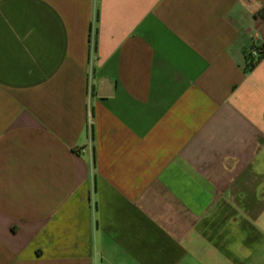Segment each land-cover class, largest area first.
<instances>
[{"label":"crops","instance_id":"0c3cea01","mask_svg":"<svg viewBox=\"0 0 264 264\" xmlns=\"http://www.w3.org/2000/svg\"><path fill=\"white\" fill-rule=\"evenodd\" d=\"M264 0H0V264H264Z\"/></svg>","mask_w":264,"mask_h":264},{"label":"trees","instance_id":"16d2710c","mask_svg":"<svg viewBox=\"0 0 264 264\" xmlns=\"http://www.w3.org/2000/svg\"><path fill=\"white\" fill-rule=\"evenodd\" d=\"M257 52H259V56L255 58L251 52L246 56V69L247 70H253L257 64L261 61V59L264 57V47L257 48Z\"/></svg>","mask_w":264,"mask_h":264},{"label":"built area","instance_id":"2783aa9c","mask_svg":"<svg viewBox=\"0 0 264 264\" xmlns=\"http://www.w3.org/2000/svg\"><path fill=\"white\" fill-rule=\"evenodd\" d=\"M251 54L257 58L259 56V52H257V48L256 47H253L251 50H250Z\"/></svg>","mask_w":264,"mask_h":264}]
</instances>
